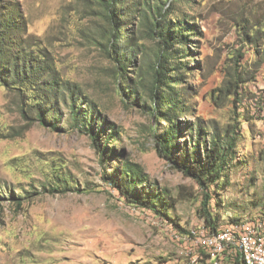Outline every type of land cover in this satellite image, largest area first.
Instances as JSON below:
<instances>
[{
    "label": "rangeland",
    "instance_id": "1",
    "mask_svg": "<svg viewBox=\"0 0 264 264\" xmlns=\"http://www.w3.org/2000/svg\"><path fill=\"white\" fill-rule=\"evenodd\" d=\"M10 1L25 47L41 51L61 83L86 96L89 105L78 103L80 114L104 118V129L113 128L115 135L100 160L79 130L82 123L73 127L62 107L59 130L35 123L20 137L5 139L26 123L17 96L0 85V264H200L194 244L175 237L206 232L199 216L203 193L157 154L156 137L168 127L163 117L178 124L174 143L180 149L196 140L192 131L198 130L201 141L225 137L228 127L243 139L223 182L210 188V211L219 228L264 212V0L171 5L166 22L180 46H172L166 73L185 112L163 97L157 118L143 92L156 40L141 42L144 49L131 53L130 86L120 89L114 62L100 45L96 0ZM175 22L183 27L177 30ZM235 75L246 81L238 95L217 98L216 90ZM124 161L137 165L147 183L167 196L172 205L164 215L178 227L129 207L104 181ZM64 185L65 193L51 192Z\"/></svg>",
    "mask_w": 264,
    "mask_h": 264
},
{
    "label": "trees",
    "instance_id": "2",
    "mask_svg": "<svg viewBox=\"0 0 264 264\" xmlns=\"http://www.w3.org/2000/svg\"><path fill=\"white\" fill-rule=\"evenodd\" d=\"M178 1L189 0H96L98 16L102 20L100 45L103 52L114 62L112 72L119 80L120 89L130 86L127 71L132 63L131 53L143 50L141 42L147 39L157 41L158 50L152 73L146 87L143 88L155 118L158 116L157 109L160 108L163 97L174 104L179 112H185L182 103L174 97L172 79L166 73L172 46L180 44L170 36L171 25L166 22V15L171 5ZM166 6L168 7L165 8ZM136 24H138L137 32L134 31ZM183 24V22L172 23L177 30L182 28ZM21 25L19 15L11 1L0 0V85L17 96L18 111L26 123L24 129L8 133L4 138L20 137L23 130H27L35 123L52 131L59 130L61 108L65 107L69 111L72 126L78 128L82 123L80 132L82 131L91 140L95 152L102 160L106 156L109 140L115 135L114 129L109 127L107 133L104 129L107 124L104 118L95 120L92 113L80 114V104L89 105L86 96L78 87H65L57 78L49 59L41 51L25 47ZM137 34L141 37L136 38ZM245 82L240 75L231 77L223 87L216 90L217 98L236 97L239 87ZM131 94L132 97L135 96V93ZM160 120L166 121L168 127L163 134L156 137V152L175 171L197 185L204 197L199 216L204 222L206 233L216 232L219 228L218 216L210 211V188L223 182L221 180L227 166L234 160L235 150L243 139L234 127H228L224 132L225 137L219 140L212 137L201 141L202 131L198 130L192 131L196 140L189 143V147L183 145V149H180L174 143L178 136V124L164 117ZM108 156H112L111 152ZM262 175L263 186L260 198L264 205V166ZM103 179L118 192L129 207L152 211L162 220L178 227V224L171 221L163 212L172 203L167 196L147 183L146 176L137 165L124 161L120 168H116L113 175H103ZM68 190L69 188L64 185L61 189L58 187L52 189L51 192L63 194ZM10 199L14 200L13 194H10Z\"/></svg>",
    "mask_w": 264,
    "mask_h": 264
},
{
    "label": "built area",
    "instance_id": "3",
    "mask_svg": "<svg viewBox=\"0 0 264 264\" xmlns=\"http://www.w3.org/2000/svg\"><path fill=\"white\" fill-rule=\"evenodd\" d=\"M175 238L194 244L200 264H264V212L213 233L191 231Z\"/></svg>",
    "mask_w": 264,
    "mask_h": 264
}]
</instances>
